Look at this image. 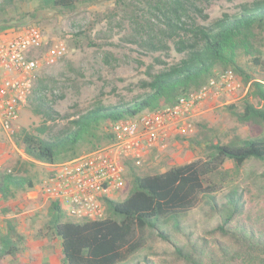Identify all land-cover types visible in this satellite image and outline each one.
<instances>
[{"label": "trees", "instance_id": "trees-1", "mask_svg": "<svg viewBox=\"0 0 264 264\" xmlns=\"http://www.w3.org/2000/svg\"><path fill=\"white\" fill-rule=\"evenodd\" d=\"M100 1L0 0V17L25 2H35L39 11L62 13ZM189 7L200 13L190 0L162 1L159 11L164 29L159 35L171 40L176 53L183 57L173 64L159 61L163 67L150 75L149 81L141 82L147 93L120 106L87 111L55 134H47L44 125L30 131L15 130L12 140L24 157L23 164H55L76 158L81 145L94 148L109 144L113 137L99 133L103 122L173 105L178 97L198 89L218 70H232L246 87L240 111L234 104L226 109L241 124L260 126L262 134L252 139L234 136L225 143L205 122L197 123L196 139L190 141L204 147V158L144 176L134 174V165L126 162L132 188L120 202L101 197L105 208L102 219L73 222L57 203H49L50 218L45 229L59 242L60 264H155L150 256L158 253L149 244L156 240L172 244L162 252L171 264H264V233L238 220L245 212V194L235 183L232 171L224 168L230 162L238 171L249 160H255L262 164L259 176L264 178V79L254 73V68L264 62L262 52L252 47L253 41L264 38V0H250L241 5L239 13L223 14L208 26L187 27L183 19L189 18ZM8 23L7 17L0 19V30ZM145 44L152 51L167 49L162 43ZM42 85L38 79L29 105L34 113L52 119L56 113L44 103ZM36 184L28 176L0 173V198L7 201L19 193L26 194ZM198 199L205 205L204 215L217 220L204 231L210 240L193 239L183 230L182 218L197 206ZM177 234H184L183 243L174 241ZM23 241L15 226L7 222L0 235V264H21L18 256Z\"/></svg>", "mask_w": 264, "mask_h": 264}, {"label": "rangeland", "instance_id": "rangeland-1", "mask_svg": "<svg viewBox=\"0 0 264 264\" xmlns=\"http://www.w3.org/2000/svg\"><path fill=\"white\" fill-rule=\"evenodd\" d=\"M162 1L101 0L62 13L39 11L36 10L35 2H25L19 4L18 9L9 15L0 17L1 20L4 17L9 19L5 28L36 24L44 31L45 44L34 52L39 58V67L33 89L36 88L38 79L43 81L41 96L46 106L56 113L52 114V119L34 113L29 105L30 97L28 98L12 129L8 132L0 131V173L28 176L38 184V181L47 174L48 167L39 163L34 166L23 164L24 157L12 140L15 130L30 131L44 125L48 128L47 134H55L67 127L69 121L96 107H113L129 103L148 92L141 88V82L149 81L150 75L163 67L159 61L173 64L183 57L176 53L171 40L159 35V30L164 29L159 11ZM190 1L200 13L192 7L188 8L189 18L183 19L187 27L208 26L223 14L239 13L241 5L250 2V0ZM31 13L34 17H31ZM257 40L252 42V47L262 52L264 62V38ZM56 41H63L67 52L50 64L45 61V55L51 44ZM149 42L157 46L165 44L167 49L152 51L145 44ZM247 65L244 61L246 69ZM254 70L255 74L264 79V65ZM244 95L245 93H239L231 101H227V97H222L214 103L204 104L191 118L192 132L187 135H172L164 148L150 150L144 156L141 165L133 166L134 174L138 176L158 174L173 166L204 158V147L190 141L196 139L197 123L205 122L225 143L234 136L242 139L259 137L263 132L260 126L241 124L226 109L228 105L234 104L240 111V102ZM107 122L100 125L99 133H107L105 131ZM107 145L101 144L94 148L87 144L81 145L77 157ZM224 168L232 171L235 183L245 194V212L238 220L264 233V178L259 176L263 171L262 164L249 160L241 169L235 171L233 164L227 162ZM131 188L132 177L127 166L124 186L110 194L109 198L120 202L129 194ZM48 206L43 198L40 196L34 198L30 191L26 194L19 193L7 201L0 198V235L4 233L6 223L9 222L24 237L18 256V262L21 264H60L59 242L45 229L50 218ZM205 209L203 202L198 199L197 206L182 218L183 230L191 233L193 239L199 237L211 239L204 231L215 225L217 220L208 219L204 215ZM174 241L183 243L184 234L174 235ZM149 245L158 253L150 256L155 264H171L169 257L162 253L172 247L171 243L156 240Z\"/></svg>", "mask_w": 264, "mask_h": 264}, {"label": "built area", "instance_id": "built-area-1", "mask_svg": "<svg viewBox=\"0 0 264 264\" xmlns=\"http://www.w3.org/2000/svg\"><path fill=\"white\" fill-rule=\"evenodd\" d=\"M44 44V31L37 25L0 30V131L12 129L27 103L39 67L34 52ZM66 52L63 41L53 42L45 61L52 64ZM245 91L232 70L215 71L196 91L178 97L173 105L109 120L105 131L113 137L110 144L65 162L44 164L48 172L30 193L48 204L57 203L73 222L102 219L101 197L109 198L124 186L126 162L141 165L144 156L164 148L170 136L190 134L191 118L204 104L222 97L231 101Z\"/></svg>", "mask_w": 264, "mask_h": 264}]
</instances>
